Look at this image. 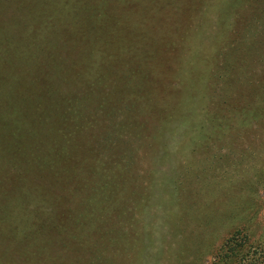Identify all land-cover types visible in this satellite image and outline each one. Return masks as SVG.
I'll list each match as a JSON object with an SVG mask.
<instances>
[{"label":"trees","instance_id":"1","mask_svg":"<svg viewBox=\"0 0 264 264\" xmlns=\"http://www.w3.org/2000/svg\"><path fill=\"white\" fill-rule=\"evenodd\" d=\"M258 1L244 5L247 17L233 18L229 48L219 56L213 53L210 65H198L199 61L187 59L182 64L176 58L179 54L166 38L183 35L175 27L168 37L157 32L145 13H137L136 0H0V70L7 65L18 73L12 77L3 71L0 78L4 164L17 167L18 157L38 174H71L81 189L89 181L88 172L100 171L101 162L91 152L79 153L89 138H76L89 121L84 115L87 102L93 113L111 119L108 142L129 140L144 131L154 146L156 139L164 141L163 133L171 126L181 125L178 135L187 136L192 144L211 142L213 137H223L226 144L239 138L243 127L248 131L259 120L264 123V113L255 112V93L264 95V80L258 90L254 83L264 64V9ZM161 3L157 10L174 24L170 0ZM192 66L195 72L187 76L185 70ZM125 113L132 133L117 118ZM17 114L34 124L46 123L44 138L35 137V130L22 124L20 117L18 121ZM235 168H229V175L239 169ZM107 180L97 184L88 198L101 191L102 203ZM70 221L71 217L62 220ZM248 235L245 228H234L216 246L208 264H264V240L255 242ZM18 247L17 256L4 257L0 264L30 259L23 243Z\"/></svg>","mask_w":264,"mask_h":264},{"label":"rangeland","instance_id":"2","mask_svg":"<svg viewBox=\"0 0 264 264\" xmlns=\"http://www.w3.org/2000/svg\"><path fill=\"white\" fill-rule=\"evenodd\" d=\"M161 1L136 0L137 13H145L151 27L165 37L175 27L183 36L172 35L166 41L179 54L176 58L182 64L192 59L202 65L211 64L213 53L219 56L229 48L233 18L247 17L244 5L254 0H213V7L211 0H170L174 24L157 10ZM258 3L264 9V0ZM192 11L196 14L190 17ZM220 26L225 30L218 32ZM4 69L0 78L3 71L18 75L14 68ZM194 72L193 66L185 70L187 76ZM260 74L256 90L264 87V64ZM255 96V112L263 114L264 95ZM90 103L84 106L89 121L76 138L89 136L79 153L91 152L101 162L100 171L88 172L89 181L81 189L76 176L38 174L18 157L17 167L7 166L6 152L0 150V259L17 256L23 243L30 259L16 260L19 264H208L234 228H245L255 242L264 240L262 120L248 131L240 129L239 138L230 139V144L223 143V137L192 144L187 136H179L181 125L171 126L163 133L164 141L156 139L154 146L144 131L136 138L108 142L111 119L94 114ZM119 115L120 124L132 133L127 114ZM19 117L35 130V137L47 134L46 123L34 124L22 114H17L18 121ZM1 125L2 121L0 140L5 141ZM237 166L229 175V168ZM214 171L223 175L215 177ZM104 179L110 183H102V203L101 191L89 199L88 193ZM70 217V222H62Z\"/></svg>","mask_w":264,"mask_h":264}]
</instances>
